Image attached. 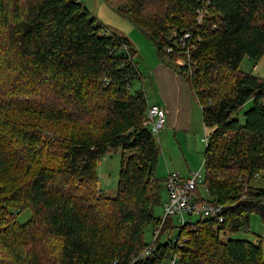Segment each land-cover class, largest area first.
<instances>
[{"label":"trees","instance_id":"16d2710c","mask_svg":"<svg viewBox=\"0 0 264 264\" xmlns=\"http://www.w3.org/2000/svg\"><path fill=\"white\" fill-rule=\"evenodd\" d=\"M110 3L199 101L208 199L199 187L195 195L222 205L224 222L156 216L167 177H158L161 147L144 125L145 87L132 90L144 78L128 38L103 32L76 0H0V264H264L260 245L230 239L252 213L264 222V189L252 186L264 175V79L242 70L245 59H264V0ZM187 32L191 64L176 45ZM118 148L109 198L99 163ZM25 210L32 216L21 223Z\"/></svg>","mask_w":264,"mask_h":264},{"label":"rangeland","instance_id":"374dc122","mask_svg":"<svg viewBox=\"0 0 264 264\" xmlns=\"http://www.w3.org/2000/svg\"><path fill=\"white\" fill-rule=\"evenodd\" d=\"M80 2H82L88 11H90L91 15L98 20L99 24L102 26L103 32L108 34L115 33L129 39L135 51V62L144 78V80L135 81L132 85V90L137 91L144 89L145 87L148 98L153 100L156 97V90L154 89L150 73H153V69L155 70L159 63H166L158 56L153 41L142 33V31L133 23L122 17L111 5L110 0H80ZM181 63L182 61L180 64ZM242 70L246 73L256 74L264 79V59L260 61L258 65H254L248 59H245L242 64ZM179 77L185 84L186 93L184 96H190L187 98V104L191 111V123L189 128L183 129L181 132L173 131L172 134H168L169 131L165 132L166 130H164L158 137H156L161 147V156L158 164V177L163 180L170 170L173 171V173H176L177 171L173 170V164L179 169L180 166L187 168L186 161L190 158L188 162L191 170L193 172L201 170L204 179L206 175L204 161L206 144L204 140L207 137V130L203 124L202 108L195 95L189 90L187 82L181 76ZM252 105L253 101L248 102L240 111L238 118L241 124L245 123L244 113L249 110ZM122 155L123 152L121 148L114 149L99 163V186L109 198H115L118 193L119 171ZM164 155L167 157V161L166 158L164 159ZM171 160L173 162H170ZM194 162L197 164L195 168L192 166ZM202 165L203 168L201 169ZM180 176L184 178V176ZM252 183V186L264 189V175L256 178ZM198 187L202 197L208 199V193L205 186L201 184ZM167 195V190H164V200L167 198ZM155 214L157 217L163 218V208L161 206L156 207ZM31 216V211L25 210L18 216V220L21 223H24L27 222ZM199 219V216L192 217L193 222ZM171 220L180 225L177 220ZM154 229L155 226L153 224L148 225L145 229V239L148 244L155 241L153 235ZM178 231V229H175L171 234V237L175 238ZM166 239V235L161 237L162 242ZM230 239L248 240L256 245H260L264 252V222L261 216L255 212L252 213L248 227H244L240 232L232 234Z\"/></svg>","mask_w":264,"mask_h":264},{"label":"built area","instance_id":"2783aa9c","mask_svg":"<svg viewBox=\"0 0 264 264\" xmlns=\"http://www.w3.org/2000/svg\"><path fill=\"white\" fill-rule=\"evenodd\" d=\"M206 14L207 8L205 6L197 11L198 24H202ZM194 37L195 35L193 32H187L183 34L176 43L177 47L184 51L189 64H191L190 59L192 52L196 49L195 44L192 43ZM167 52L173 53L174 48H168ZM185 63L187 64V60L182 61V64ZM144 125L148 127L156 137H158L159 134L166 129L167 116L165 109L160 105L150 104L147 121ZM204 141L207 143V137ZM203 181L204 179L201 170L195 172L188 179H183L177 172H172L168 175L166 183L168 195L163 207V222L167 219L175 218L180 225H185L189 222V217L191 216L211 218L217 220L219 223L224 222L223 214L225 208L222 205L201 202L195 195V190L203 183ZM162 226L163 224L156 233H159Z\"/></svg>","mask_w":264,"mask_h":264},{"label":"crops","instance_id":"0c3cea01","mask_svg":"<svg viewBox=\"0 0 264 264\" xmlns=\"http://www.w3.org/2000/svg\"><path fill=\"white\" fill-rule=\"evenodd\" d=\"M150 75L152 76L151 80L156 90V97L153 100L149 99V103L160 105L165 109L167 116V125L166 129H164L166 130L165 132L169 131L168 134H172L173 131L181 132V130L189 128L191 123V111L187 104V98L190 96H184L186 93L184 82L167 63L163 62L159 63L157 68L155 70L153 69V73H150ZM165 158L167 161L168 159L164 155V159ZM189 159L186 161L187 168L180 166L179 169L175 167L174 164L172 165L173 170L177 171V173L184 176L186 179L190 178L195 173L189 166ZM173 161L171 160L170 162ZM196 165L197 164L194 162L192 166L195 168ZM202 168L203 165L201 169ZM172 172L173 171L170 170L166 177Z\"/></svg>","mask_w":264,"mask_h":264},{"label":"bare ground","instance_id":"6f19581e","mask_svg":"<svg viewBox=\"0 0 264 264\" xmlns=\"http://www.w3.org/2000/svg\"><path fill=\"white\" fill-rule=\"evenodd\" d=\"M77 2H80V0H76ZM192 217H194V216H191V217H189V222L190 221H192ZM200 218H205V217H201V216H199ZM206 219H211V218H206Z\"/></svg>","mask_w":264,"mask_h":264}]
</instances>
